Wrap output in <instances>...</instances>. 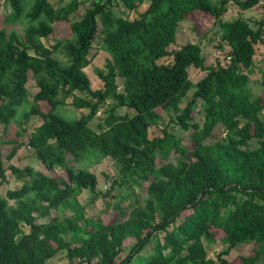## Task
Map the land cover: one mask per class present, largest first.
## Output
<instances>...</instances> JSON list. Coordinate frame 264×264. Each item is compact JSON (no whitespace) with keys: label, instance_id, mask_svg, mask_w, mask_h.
<instances>
[{"label":"trees","instance_id":"trees-1","mask_svg":"<svg viewBox=\"0 0 264 264\" xmlns=\"http://www.w3.org/2000/svg\"><path fill=\"white\" fill-rule=\"evenodd\" d=\"M8 1L12 11L0 14V264H47L61 251L71 264H133L152 242L154 251L140 264H231L224 254L254 242L243 264H264V98H253L247 74L257 44L264 43V16L257 27L246 17L225 21L231 0H93L63 35L57 24L69 21L81 0L61 6L50 0ZM147 1L146 10L131 19ZM233 1L243 10L261 5V0ZM121 3L119 15L113 6ZM199 11L220 20L231 56L226 64L207 65L201 41L170 50L181 23ZM51 35L55 43L48 46L43 38ZM98 36L110 58L104 68L96 67L104 85L94 88L85 68ZM191 68L206 74L195 83ZM30 72L38 86L32 99ZM192 88L191 100L181 108ZM71 97L88 113L69 118L65 107ZM107 102V117L97 130L90 123ZM199 105L202 122L193 115ZM123 107L134 114L119 113ZM159 108L176 113V122L191 130L189 142L167 128L151 137V129L161 125ZM35 116L42 123L29 130ZM13 121L15 136L6 138ZM218 125L225 137L209 141ZM253 139L256 148L250 147ZM2 145H12L6 157ZM23 145L34 149L47 172L12 162ZM91 155L109 157L147 182L144 202L117 203L110 221L87 217L78 197L97 189L98 176L75 165ZM8 171L23 183L3 195ZM71 201L72 216L52 214ZM39 217L49 220L40 223ZM221 231L227 248L215 260L208 257L205 240ZM129 237L137 242L118 260Z\"/></svg>","mask_w":264,"mask_h":264},{"label":"rangeland","instance_id":"rangeland-1","mask_svg":"<svg viewBox=\"0 0 264 264\" xmlns=\"http://www.w3.org/2000/svg\"><path fill=\"white\" fill-rule=\"evenodd\" d=\"M55 6L64 5L71 0H50ZM82 3L80 5L79 10L71 16L69 21H61L57 24L58 30L63 35H69L71 32V24L72 21L80 19L84 12L91 7L93 0H81ZM219 0H212L213 3L217 4ZM148 6V1L144 4L140 5L137 10L132 11L130 13V18L134 19L139 16V14L146 10ZM125 7L122 5L113 6V9L118 12L119 15ZM12 11V6L8 0H0V14L7 15ZM126 16V15H124ZM264 16V6L256 5L255 7L243 10L235 1L231 0L228 3V11L224 15V20H233L237 17H246L250 20V24L253 27L258 26V21L261 20ZM3 21V20H1ZM220 20L214 18L213 16L206 14L205 12H197L192 16L191 19L186 20L181 23L178 33H177V41L174 45L170 47L171 51H175L180 46L188 42H200L203 45V55L206 58L207 65H217V64H226L225 57L228 54L229 47L223 42L221 38L220 32ZM5 25V24H4ZM16 27L19 31H22L23 25L21 24H6L7 29H11ZM43 41L46 45L51 46L55 43V39L53 36H49L48 38H43ZM101 37L98 36L94 42V46L91 50L90 57L92 58V62L89 66L85 68L86 73L89 75L92 81V87L100 88L103 87L104 83L98 76L96 72V67L104 68L105 64L110 58V53L103 50L101 48ZM27 83V87L29 89V97L32 99L35 91L38 90V86L36 83V79L32 77ZM191 78L196 83L199 79H201L206 73L202 70H198L195 68H191ZM249 76V85L251 86V90L253 93V98H256L259 95H262L264 98V43L260 42L257 44V52L254 59V67L252 70L247 71ZM119 83H122V80L119 79ZM194 92V88H192L188 95L182 100L180 107L184 108V106L191 100ZM78 95H85L83 92L77 91ZM201 104V103H199ZM109 103L107 102L104 107L101 108L96 118L90 123V125L100 130L98 125L104 122L105 118L108 114ZM44 109L48 110L50 105L44 104ZM67 109V116L69 118L80 117L82 114L88 113V109L86 108H76L73 105V98H69L67 100V105L65 107ZM130 109L127 107L119 108L118 112L124 114L129 112ZM159 112L162 113V121L161 125L158 127H153L151 129V137L162 136L163 129L167 128L170 132L175 133L176 135L183 138L184 142H189L191 130H184L177 122H176V113L165 111L162 108L158 109ZM131 111V110H130ZM132 113V111H131ZM134 114V112L132 113ZM193 115L195 116V121L202 122L203 120V112L202 107L199 105L194 111ZM264 115V112H263ZM31 125L38 124L42 118L40 116L33 117ZM30 125V126H31ZM16 124L13 121L11 124L6 138H12L15 136ZM4 133V126L0 125V137ZM226 131L222 125H218L214 130V135L210 138L209 141H215L216 139H221L225 137ZM27 142V137L22 139ZM259 146L258 139H253L250 141V147L256 148ZM12 148V145H2L1 151L4 157H6L7 153ZM173 158V157H172ZM12 162L20 167H24L27 165H31L36 169L41 171H46L45 166L41 161H39L35 155L34 149H32L29 145H23L21 149L18 151L15 158ZM10 162H7L8 164ZM87 167L92 170L98 176V186L95 191L84 190L80 196L78 197L79 203L85 206L86 216L90 217L93 222H98L100 219L105 221H110L112 218L113 210H111L117 203H122L124 206L129 204L132 200L134 201L136 198L140 200L141 203L144 202L147 195V182L140 181L136 176H130L127 174L122 166L116 162L115 160L109 157H102L100 155L94 156L91 155L90 158L84 162H81L75 165V168L79 167ZM47 172V171H46ZM56 172V171H55ZM58 173V172H56ZM60 174V173H59ZM64 175V173L62 172ZM8 175L10 178V183L4 184L2 186L1 192L3 195L6 194L8 188H19L21 187L23 181L15 179L11 172L8 171ZM66 176V175H65ZM114 180L117 181L116 184H112ZM127 180V183L125 182ZM129 181V182H128ZM130 181L134 182L136 185L130 184ZM73 199V198H72ZM73 201V200H72ZM72 201L69 205H60L57 209L52 211V214H59L60 216H72ZM111 210V212H109ZM108 211V212H107ZM81 213V212H80ZM49 218L39 217V222L43 223L48 221ZM172 229V225L169 227V230ZM83 232V231H82ZM81 232V234H82ZM84 235V233H83ZM159 237L162 239L165 235L163 230L158 231ZM225 233L223 231L217 233L216 238L212 241L205 240V245L208 252L209 258H214L215 260L220 259V253L227 248L226 243L223 238ZM68 237V235L66 236ZM137 242L136 237H129L125 240L124 249L120 254L118 260L122 257L128 255L131 251L132 246ZM154 242L148 244V246L140 253L141 256L139 258L136 257L134 259L133 264H140L143 257L148 256L154 251ZM257 246V243H243L239 246L232 249L230 254H224L223 257L229 259L231 264H243L242 257L248 255L252 252V250ZM96 261V260H95ZM47 264H71L66 251L60 252L56 258H53L47 262Z\"/></svg>","mask_w":264,"mask_h":264},{"label":"built area","instance_id":"built-area-1","mask_svg":"<svg viewBox=\"0 0 264 264\" xmlns=\"http://www.w3.org/2000/svg\"><path fill=\"white\" fill-rule=\"evenodd\" d=\"M260 4H261V5H264V0H261V1H260ZM225 59H226V61H228V60L231 59V56L227 55V56L225 57ZM30 125H31V124H30ZM30 125H29V127H30V128H33V126H32V125L30 126Z\"/></svg>","mask_w":264,"mask_h":264},{"label":"clouds","instance_id":"clouds-1","mask_svg":"<svg viewBox=\"0 0 264 264\" xmlns=\"http://www.w3.org/2000/svg\"><path fill=\"white\" fill-rule=\"evenodd\" d=\"M36 91H37V90H36ZM36 91H35V92H36ZM32 121H34L33 118H32V120L27 124V127H28L29 130L32 129V128L29 127V125L31 124ZM41 123H42V120H41L38 124L33 125V127L36 126V125H39V124H41Z\"/></svg>","mask_w":264,"mask_h":264},{"label":"water","instance_id":"water-1","mask_svg":"<svg viewBox=\"0 0 264 264\" xmlns=\"http://www.w3.org/2000/svg\"><path fill=\"white\" fill-rule=\"evenodd\" d=\"M84 264H88V262H85Z\"/></svg>","mask_w":264,"mask_h":264}]
</instances>
